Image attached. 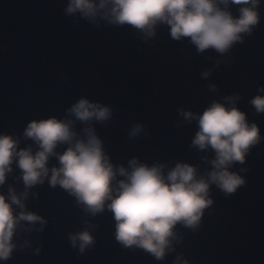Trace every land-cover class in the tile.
Listing matches in <instances>:
<instances>
[{
  "label": "water",
  "instance_id": "95a60500",
  "mask_svg": "<svg viewBox=\"0 0 264 264\" xmlns=\"http://www.w3.org/2000/svg\"><path fill=\"white\" fill-rule=\"evenodd\" d=\"M69 2L0 0V134L35 152L34 141L23 135L31 121L71 119L80 137L85 127L94 129L117 168H129L136 159L149 167L163 165L166 175L177 163H187L198 177H207L215 153L193 145L198 120L182 113L198 116L214 101L231 106L226 98L232 97L248 123L257 124L260 140L243 163L229 168L244 184L228 194L212 184L213 202L198 226L178 223L172 250L162 260L117 241L116 221L107 207L93 216L45 179L28 189L23 201L25 210L45 223L22 222L13 237L16 247L0 264H264V113L251 103L264 96V0L257 6L258 24L225 53L199 52L190 38L173 39L164 23L149 36L99 14H69ZM240 7L230 4L228 10L239 16ZM80 99L108 107L111 116L103 122L76 121L68 109ZM137 126L141 130L131 135ZM66 148L59 145L56 151ZM58 166L50 157L49 169ZM9 188L18 196L25 191L15 163L0 193L7 196ZM84 230L94 240L81 252L70 235Z\"/></svg>",
  "mask_w": 264,
  "mask_h": 264
},
{
  "label": "clouds",
  "instance_id": "9594fccd",
  "mask_svg": "<svg viewBox=\"0 0 264 264\" xmlns=\"http://www.w3.org/2000/svg\"><path fill=\"white\" fill-rule=\"evenodd\" d=\"M230 4L241 6L239 16L228 10ZM259 4L260 0H99L98 3L70 0L66 11L80 12L85 18L99 14L110 23L132 25L149 36L155 35L158 23H164L170 26L173 39L188 37L199 52L213 49L225 53L242 39V33H250L252 26L258 24ZM235 99L226 98L231 106L214 101L198 116L182 113L188 120H198L199 130L193 145L201 150L210 147L215 153L207 177H198L197 169L187 163H177L166 175L163 165L149 167L136 159L129 161V168H117L105 154L94 129L85 127L84 136L80 137L71 119L52 117L31 121L23 135L34 141L35 152L31 146L20 148L19 140L13 136L0 134V186L5 184L13 163L20 169L25 186L19 196L12 188L7 196L0 193V260L10 258L16 247L13 237L22 222L45 223L41 216L26 211L23 202L27 190L43 184L45 179L52 187L59 185L74 196L93 216L107 207L116 221L117 241L126 247L144 249L162 260L172 250L178 223L185 227L198 226L203 210L213 202L209 198L212 184L226 194L244 184L229 168L234 162H244L250 146L259 142L260 130L256 123H248L246 113L235 106ZM251 103L258 113H264V96H256ZM68 112L85 124L92 120L103 122L111 116L108 107L87 99H80ZM140 130L137 126L131 135ZM65 144L67 148L63 152L56 151ZM52 156L59 166L49 169ZM118 176L123 179H117ZM13 205L19 207L18 213ZM70 240L73 247L79 241L83 252L94 238L84 230L70 235Z\"/></svg>",
  "mask_w": 264,
  "mask_h": 264
}]
</instances>
